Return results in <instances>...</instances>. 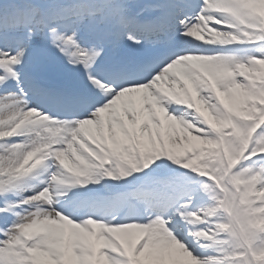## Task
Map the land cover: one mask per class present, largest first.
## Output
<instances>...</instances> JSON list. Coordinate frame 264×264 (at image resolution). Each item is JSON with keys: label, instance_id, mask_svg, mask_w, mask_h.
Segmentation results:
<instances>
[{"label": "snow or ice", "instance_id": "obj_1", "mask_svg": "<svg viewBox=\"0 0 264 264\" xmlns=\"http://www.w3.org/2000/svg\"><path fill=\"white\" fill-rule=\"evenodd\" d=\"M0 264H264V0H0Z\"/></svg>", "mask_w": 264, "mask_h": 264}, {"label": "bare ground", "instance_id": "obj_2", "mask_svg": "<svg viewBox=\"0 0 264 264\" xmlns=\"http://www.w3.org/2000/svg\"><path fill=\"white\" fill-rule=\"evenodd\" d=\"M233 51H237L240 47L239 44L230 46Z\"/></svg>", "mask_w": 264, "mask_h": 264}]
</instances>
